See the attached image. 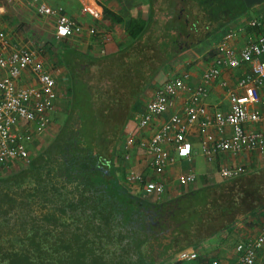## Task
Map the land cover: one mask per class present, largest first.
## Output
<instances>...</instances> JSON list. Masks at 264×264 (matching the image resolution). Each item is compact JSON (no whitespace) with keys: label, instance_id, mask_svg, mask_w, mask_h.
Returning <instances> with one entry per match:
<instances>
[{"label":"trees","instance_id":"1","mask_svg":"<svg viewBox=\"0 0 264 264\" xmlns=\"http://www.w3.org/2000/svg\"><path fill=\"white\" fill-rule=\"evenodd\" d=\"M146 1L149 17L130 21L125 46L62 54L72 92L65 122L29 164L0 175V264H165L264 209V165L166 201L116 185L117 141L156 74L251 9L243 0Z\"/></svg>","mask_w":264,"mask_h":264},{"label":"built area","instance_id":"2","mask_svg":"<svg viewBox=\"0 0 264 264\" xmlns=\"http://www.w3.org/2000/svg\"><path fill=\"white\" fill-rule=\"evenodd\" d=\"M18 5H27L40 16L52 17L58 39L88 33L96 37L103 47L109 39L105 30L69 16L63 6L50 5L46 0H4L0 3V16L8 13L9 6ZM81 12L95 18L103 14L94 0L84 4ZM221 52L215 63L204 71V81L218 79L221 86L226 87L227 81L220 78L224 65L235 69L251 62L252 72L238 80L237 85L243 88V94L229 91V112L215 111L213 117L200 122L203 128L212 126L215 129L214 132H206L200 140L208 161L214 160V155L221 151L239 153L254 150L264 153V130L248 131L244 127L247 122L264 119V113L249 110L262 102L260 86L264 84V32L240 48L222 45ZM26 73L31 75L27 77L32 79L31 82H25ZM187 90L189 94L183 108L171 112L149 137L139 138L135 130L129 129L124 138L120 152L124 161L123 180L143 197L152 195L157 201L164 200L168 191L162 178L164 172L176 163L192 162L194 144L189 134L206 111L204 99L208 90L205 85L189 89L182 74H173L155 89L153 96L137 113L136 126L143 128L172 108L180 92ZM69 99L70 94L60 92L55 75L36 50L12 42L0 28V175L31 162V148L35 140L52 124L53 112ZM228 126L232 128V134L225 137L224 131ZM136 153L141 155L139 161L134 160ZM139 163L143 166L140 167ZM248 168L247 165L223 167L220 177L231 178ZM195 181L196 174L193 172L178 178L179 185L183 187L193 185ZM237 250L242 253L238 264H264L259 261V257L264 255V224L255 237L240 242Z\"/></svg>","mask_w":264,"mask_h":264},{"label":"crops","instance_id":"3","mask_svg":"<svg viewBox=\"0 0 264 264\" xmlns=\"http://www.w3.org/2000/svg\"><path fill=\"white\" fill-rule=\"evenodd\" d=\"M89 1L92 0H46V2L49 3L50 5L63 6L66 13L69 16L83 23L95 24L98 28L105 30L109 35V39L106 42L105 47H103L101 44H99L96 41L97 40L96 37L91 36L88 33H84L81 36L69 38L68 41L74 42L72 45L66 43L63 44V46L58 47V53L60 59L62 60V62H64L66 68L67 65L63 60L62 54L65 53L67 49L74 48L84 53H87L88 55H93V56H101L104 54L113 53L117 51L119 48L125 46L126 43H129L131 41L132 37L128 32V25L130 23V20H132L133 18L147 19L149 17L148 5L147 2L146 3L144 2V7L142 8L143 12L138 13L139 15L133 13L131 15L132 17H130L129 19H128L129 16H126V21L122 23L116 22L111 18L108 19L107 17H104L103 5H106L112 10L119 13L123 12L124 14L125 11L123 9H119L118 5H115L114 1L110 2V0L109 1L102 0V3L98 0H94L100 5V7L103 10V14L101 15V17L95 18L90 15L85 16L82 14L81 10L83 8V5L87 4ZM3 2L4 0H0V3ZM19 6L20 5H18L17 7ZM17 7L9 6L8 13L3 16H0V21L1 19H3L4 16L9 14V11L11 9ZM262 9L263 7L260 6V4L252 7L249 11H247L239 19H237L235 22L232 23L230 33L227 36L224 37L221 36L218 40L215 38H209L204 42L193 47L192 50L188 51L187 53L180 55L178 58H176V60L172 61L168 66L162 68L156 74L151 85L142 93L141 103L144 106V104L153 96L155 92V88H158L167 79L169 75L168 72L173 67L175 68L178 67L179 70L178 72H180V74H182L185 77L189 89H194L195 87H198V85H205L208 90V95L204 99L206 111L200 117V121H198V123L194 125L191 133L189 134V137L194 144L193 160L189 164H184L180 162L176 163L171 167H169L164 172L162 178H164L166 182L168 191L166 197L162 201H166L175 197L177 198L183 193L202 187L206 182L213 183L222 180V178L220 177V170L223 167L225 168V167H234L237 165H247L250 168H255L264 165V153H259L258 151H254V150L253 151L243 150L239 153H233L232 151H221L214 155V160L208 161L201 149V142H200L202 136L206 132L209 131L214 132L215 130L212 126L203 128L202 126H200V122L205 118L213 117L215 111L220 110L224 113L230 111L231 99H230L229 91H235L240 95L244 93L243 88L238 87L237 83L242 76L248 75L252 72V63L247 62L246 64H243L241 67L235 69L228 68L225 65L222 66L221 67L222 73L220 78L225 79L227 81L228 84L226 87L221 86L218 79L204 81L203 73L207 68H209L215 63L216 57L221 55L222 45H229L235 48H240L250 40L255 39L257 36H259V34L264 32V30L262 32L255 31L252 34H250L252 31H254L252 27H254L255 25H260L258 21H256L255 23L257 24H255L254 20H252L250 16L252 15L253 11H260V10L262 11ZM36 15L38 14L36 13ZM38 16L47 19L52 18V17L40 16V15ZM112 23H114L113 24L114 28L110 30L106 26H108L107 24H112ZM3 26L0 24V28L4 29V31L11 38L12 42L25 44L35 49L31 41L27 43L25 42L27 41L25 39L14 37L13 35L9 34L4 24ZM58 40L61 41L62 39H58ZM36 52L38 53L39 57L45 61L47 67L56 76L58 89L60 90V92L67 91L70 94V99L65 102H62L61 103L62 105H60L53 112L52 119L55 120L57 116L56 114L57 110L64 104L69 105L68 107V111H69L71 97H72L71 80L70 83L68 81L69 79L64 81L65 83H67L65 85L62 79L58 78L57 72L55 70L54 71L52 70V66L50 65V62L47 61L45 57H43L42 54L38 52V50H36ZM64 68L65 67H63V69ZM29 76L31 77L29 73H26L25 82H31L32 79L30 78L27 79V77ZM58 79L60 81H58ZM260 91L262 96V102L260 104L251 106L249 110L251 111L256 110L259 113H264V84H261ZM188 94H189V90L181 91L180 95H178L176 99V104L172 108L167 110L160 117L154 118L153 121H151L147 126L143 128H137L136 126L137 113H139L141 110L134 111L131 114L123 132L120 135V138L117 141L115 153L111 160L113 167V174L115 175L114 178L116 181V185L118 187L119 185L122 184L126 188L129 194L139 196L143 199L145 198L148 201H154V202L157 201L156 199L153 198L152 195H148L146 197L141 196V194L138 191L132 189L128 184L125 183V181L123 180L124 161L120 157L121 148L124 145V138L127 136L126 134L129 129L135 130L136 135L139 138L149 137L153 133V131L169 116L171 112H173L175 109H178L179 107L180 110L183 108ZM67 115L65 116V119L67 118ZM64 122L65 120L63 121V123ZM63 123L59 126V130L63 125ZM55 126L56 125H54L52 122L50 127L44 133L39 135L35 140V144H37V142L40 143L39 145L40 149L37 155H39L42 151H44L47 145L56 136L59 130L56 131V133H54L53 130ZM244 127L248 131L264 130V119L257 122H247L245 123ZM231 134H232V128L229 126L226 127L223 136L229 137L231 136ZM34 147L35 146H33L31 150L36 149ZM139 152L141 154V151ZM140 154L136 153L134 160L139 161V157L141 156ZM138 165L140 167L143 166L141 163H139ZM117 172H119V179H117L116 177ZM189 172H193L196 174V181L194 182L193 185L188 186L187 189L185 187L183 189V186L179 185L178 178L179 176ZM125 193L128 194L127 192ZM126 198L128 197L126 196L125 199ZM128 201L131 202L132 198L131 197L128 198ZM263 224H264V209H261L251 215L239 219L231 227H228L227 229L219 232L218 234L202 241L197 247H188L183 251L177 253L172 259L168 260L165 264H238L242 253L239 250H237V245L242 241L255 237L261 225ZM259 261L264 263V255L262 257H259Z\"/></svg>","mask_w":264,"mask_h":264},{"label":"rangeland","instance_id":"4","mask_svg":"<svg viewBox=\"0 0 264 264\" xmlns=\"http://www.w3.org/2000/svg\"><path fill=\"white\" fill-rule=\"evenodd\" d=\"M98 1H100L102 3V0H98ZM113 1L115 2V5H118L119 9L125 10L124 11V15L126 14L124 16L125 21H126V16H129L128 17V19H129L130 17H132L131 15L133 13H135L137 15H139L138 13H142L143 12L142 8L144 7V2L145 3L147 2L146 0H110V2H113ZM260 6L263 7L262 11L261 10L260 11H253L252 15L250 16L252 20L258 21L260 23V25L254 26L255 28L252 27L254 29V31H252L250 34H252L255 31L262 32L264 30V3L260 4ZM148 8H149V6H148ZM0 24L2 26L4 24L6 26V30L9 32V34L13 35L14 37L25 39V40H27V41H25L27 43L31 41L32 44L34 45L33 47L36 50H38V52L40 54H42V56L45 57V59L47 61L50 62V65L52 66V70L53 71L55 70L57 72L58 78L62 79V81L65 85L67 83H65L64 81H66L68 79H69L68 81L70 83V75H69L68 69L64 65V62H62V60L60 59V56L58 53V47H61V46H63V44H66V43L72 45L74 42L68 41L69 38H64L61 41H59L56 38L54 19H52V18L47 19V18L39 17L38 15H36L35 11L32 10L31 7H29L27 5H20L17 8L11 9L9 11V14L4 16L3 19H1ZM113 24L114 23L107 24L108 26H106V27H108V29L111 30L114 28ZM257 26L262 27V29L257 27ZM63 67H65V68L63 69ZM61 68H62V70H61ZM173 68L168 72L169 75H168L167 79L173 74L180 73V72H178L179 71L178 67H176V68L173 67ZM59 79H58V81H60ZM63 87H64V85H63ZM68 107H69L68 104H66V105L64 104L63 106H61L57 110L56 119L55 120L53 119V124L56 125L54 127V130H53L54 133H56V131L59 130V126L65 120V116L67 115V112H68ZM39 145H40V143L37 142V144L34 145L35 146L34 148H36V149L31 150L32 151V153H31L32 158H34L38 154L39 149H40ZM116 177H117V179H119V172H117ZM121 180H122V178H121ZM185 188L187 189L188 187H185ZM183 189H184V187H183Z\"/></svg>","mask_w":264,"mask_h":264},{"label":"water","instance_id":"5","mask_svg":"<svg viewBox=\"0 0 264 264\" xmlns=\"http://www.w3.org/2000/svg\"><path fill=\"white\" fill-rule=\"evenodd\" d=\"M248 8L264 3V0H243Z\"/></svg>","mask_w":264,"mask_h":264}]
</instances>
